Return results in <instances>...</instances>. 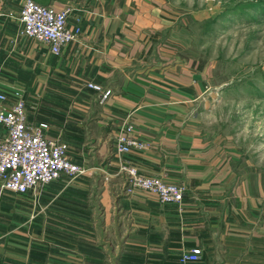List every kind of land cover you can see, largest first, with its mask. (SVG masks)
Instances as JSON below:
<instances>
[{
  "label": "crops",
  "instance_id": "crops-1",
  "mask_svg": "<svg viewBox=\"0 0 264 264\" xmlns=\"http://www.w3.org/2000/svg\"><path fill=\"white\" fill-rule=\"evenodd\" d=\"M33 1L67 8L80 34L53 56L18 36L21 0H0V93L21 95L26 121L45 124L82 174L37 197L0 193V264H180L191 249L200 257L187 264H264L256 259L264 238L252 232L260 196L249 179L235 182L225 155L200 134L187 105L203 74L161 59L168 26L157 0ZM88 83L109 97L100 101ZM125 121L148 147L120 157L112 141ZM121 160L181 185V204L127 193Z\"/></svg>",
  "mask_w": 264,
  "mask_h": 264
},
{
  "label": "rangeland",
  "instance_id": "rangeland-1",
  "mask_svg": "<svg viewBox=\"0 0 264 264\" xmlns=\"http://www.w3.org/2000/svg\"><path fill=\"white\" fill-rule=\"evenodd\" d=\"M156 3L168 26L169 44L159 48L165 54L160 57L202 72L187 108L200 134L225 155L235 182L249 179L252 197L260 196L252 207V232L264 238V0ZM74 179L63 180L72 184ZM257 247L264 250V242Z\"/></svg>",
  "mask_w": 264,
  "mask_h": 264
},
{
  "label": "built area",
  "instance_id": "built-area-1",
  "mask_svg": "<svg viewBox=\"0 0 264 264\" xmlns=\"http://www.w3.org/2000/svg\"><path fill=\"white\" fill-rule=\"evenodd\" d=\"M68 12L67 8L55 10L33 0H21L16 17L18 36L42 43L51 55L58 56L60 50L76 41L80 34L78 28L68 27ZM86 89L98 94L100 101L110 95L107 90L91 83L86 84ZM0 127V193L24 195L31 192L37 197L47 184L61 179L73 180L82 174L81 168L67 156L66 145L57 138L47 136L45 124L26 121L21 95L14 94L8 100L0 93ZM147 147L148 143L139 138L130 121L120 125L112 141V150L120 157ZM118 169L126 178L127 193H147L162 205L178 206L181 203L182 186L165 182L157 176L141 175L126 160H121ZM199 257L200 251L191 249L181 252L178 262L194 263Z\"/></svg>",
  "mask_w": 264,
  "mask_h": 264
}]
</instances>
